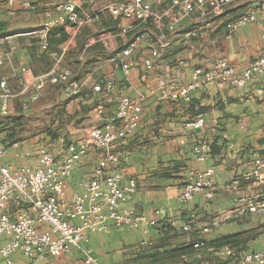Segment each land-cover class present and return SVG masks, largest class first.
Wrapping results in <instances>:
<instances>
[{"label": "crops", "instance_id": "obj_1", "mask_svg": "<svg viewBox=\"0 0 264 264\" xmlns=\"http://www.w3.org/2000/svg\"><path fill=\"white\" fill-rule=\"evenodd\" d=\"M64 1L66 0H34L36 12L17 10L13 16L7 14L4 0L0 1V15H5L11 20L21 15L26 22L23 26L10 30L7 28L6 32L0 33L1 36L8 37L0 47V53L10 52L0 68V77H7V84L12 92L18 91L19 88L11 72L18 70L22 64H26L33 71L30 50L35 48L36 54L43 53L36 44L37 38L24 34L44 22L45 10L53 11L58 3ZM71 1L81 4L86 13H91L109 3L131 0ZM90 1L92 3H89ZM144 1L150 3L155 10H161L170 2ZM254 3V0H240L207 23H194L174 14L172 21L175 31L169 37V45L164 48L153 68L146 69L140 64L133 68L130 73V86L123 82L120 69L110 62L125 40H112L105 49L99 45H91L86 51L83 50L84 44L89 42L92 36L101 32H112L127 24V20L115 22L105 14L99 15L92 23L82 27L69 42L62 66L65 67L66 62L73 67L65 68L71 69L77 79L94 71L93 78L96 82L109 78L114 81L115 88L108 96L94 93L87 87L77 95L67 97L65 87L55 85L45 88L38 102L56 88L57 98L59 97L60 102L65 105L66 115L72 116V121H78V129L69 131V139L72 142L93 126L103 130L111 127L109 122L95 116L94 109L98 104L103 105L107 116H114L119 95L133 99L141 94L143 99L138 127L119 148L124 182L133 179L136 183L135 193L127 198L123 207L131 206L136 213L147 218H153L154 210L159 208L164 209L166 213L165 221L159 220L158 224L152 227L142 225L137 229L111 228L108 233L86 232L87 242L84 247L92 250L98 264H234L246 254L264 249V213L245 216L206 234H199V228L212 214L229 208L240 197L264 193V185L257 186L246 181H241L236 191L226 192L223 189L233 178L251 169L254 154L264 157V98L255 95L261 81L247 84L243 88L212 83L193 91L190 102L186 103L161 102L155 93L157 80L162 75L187 83L191 80V70L194 67H207L217 57H226L233 67L242 69L258 57L264 56V24L248 23L231 32L226 28L230 20L251 9L255 10L257 18L264 23V10H258ZM55 14L52 12L51 16L54 17ZM30 20L36 21L34 25L29 24ZM55 29H61L65 34L64 41L56 46L57 49L68 40L70 31L62 26L53 30ZM126 38L129 39L130 34ZM149 47L150 45L143 44L134 52V60L142 62V59L148 56ZM45 56L51 62L48 55ZM13 60L17 63L15 66L12 64ZM20 101L21 98L9 100L11 113L8 117H27L31 106L38 103L30 104L29 109L23 111ZM197 116L203 117L204 125L199 133L190 132L184 124ZM86 117L89 118L88 121ZM3 118L4 116L0 115V123ZM14 142H17V147L11 146L13 141L11 144L6 142L3 133H0V144L6 147V154L1 162L18 164L29 172L37 165L38 147L45 146L56 154L62 145L58 138L51 140L43 136L28 143L19 140ZM212 143V149L216 151L214 154L209 149ZM198 145L202 146L207 155L203 162H198L193 157L192 149ZM99 156L98 150L88 148L75 162L71 175L66 180L63 204L71 203L73 198L81 193L79 181L91 176ZM206 168L214 170L217 187L214 196L205 199L198 193L191 201L179 204L177 196L186 182L188 173ZM192 217L196 219V229L191 233L182 231V226ZM199 239L209 246H218L216 248L229 247L234 256L194 249L192 245ZM197 254L200 256L197 257ZM81 259V252L72 249L55 260L39 259L35 263L78 264ZM11 261L12 264L29 263L18 252L11 255ZM0 264H5L1 258Z\"/></svg>", "mask_w": 264, "mask_h": 264}, {"label": "built area", "instance_id": "obj_2", "mask_svg": "<svg viewBox=\"0 0 264 264\" xmlns=\"http://www.w3.org/2000/svg\"><path fill=\"white\" fill-rule=\"evenodd\" d=\"M238 1L240 0H170L161 10H155L144 0H131L109 3L91 13H86L81 4L71 0L58 3L53 11L47 9L43 12L45 20L41 25L24 34L37 38L39 49L51 59L50 68L44 73L34 74L26 64L20 65L18 70L11 72L18 84L19 89L16 92L9 89L6 76L0 77V115H10L9 100L13 98H21V109L28 110L30 104L38 102L48 86H64L67 97L75 96L87 87L103 96L112 93L115 88L112 79L105 78L96 82L93 78L94 71L77 79L71 69L62 66L69 42L82 27L92 23L99 15L105 14L115 22L127 20L128 23L112 32L95 34L84 44L83 50L86 51L91 45H99L105 49L112 40H125L110 62L120 69L123 82L130 86V73L133 68L139 64L146 69L153 68L164 48L169 45V37L175 31L172 21L174 14L194 23H207ZM4 2L9 16L15 15L17 10L30 13L37 11L34 0ZM254 2L258 10H264V0ZM52 12L56 13L54 17L51 16ZM253 22L264 24L257 18L255 10L251 9L230 20L226 28L231 32ZM57 26L69 30V37L56 50H49L48 35ZM128 34L129 39L126 38ZM6 39L8 37L0 35V47ZM143 44L150 47L148 56L139 63L132 56ZM9 54L10 52L0 53V68ZM258 80L261 85L256 88L255 95L264 98V56L258 57L242 69H236L226 57L220 56L207 67H194L191 70V80L187 83L162 75L157 80L155 93L161 102L186 103L190 102L193 91L212 83L243 88ZM142 99L141 94L133 99L119 95L114 116H107L103 105L98 104L94 109L95 116L109 122L111 127L103 130L93 126L80 138L68 143L60 137L58 141L62 145L56 154L45 146L38 147L37 165L30 172L18 164H3L1 159L6 154V147L0 144V258L5 264H12L11 255L17 252L29 261L28 264H36L39 259L55 260L72 249L79 250L82 254L78 264H98L92 250L84 247L87 242L86 232L108 233L111 228L137 229L142 225L152 227L159 220L165 221L166 213L162 208L154 210L153 218H147L136 213L131 206L123 207L127 198L135 193L136 183L133 179L124 182L119 148L138 127ZM203 125V117L197 116L187 120L184 127L194 130L202 128ZM17 145V142H13L11 146ZM88 148L100 153L92 174L79 181L81 193L71 203L63 204L66 180L70 177L75 162ZM192 152L196 161H205L207 155L202 146H194ZM241 181L252 182L257 186L264 185V157L254 154L251 169L233 178L223 189L226 192L236 191ZM216 189L212 168L192 170L188 173L177 200L179 204H185L198 193L205 199H211ZM262 213L264 193L240 197L229 208L212 214L199 228V234H206L245 216ZM196 225V219L192 217L182 226V231L191 233ZM192 247L211 254L234 256L229 247L209 246L202 239L194 242ZM252 262L264 264V249L248 253L234 264Z\"/></svg>", "mask_w": 264, "mask_h": 264}, {"label": "rangeland", "instance_id": "obj_3", "mask_svg": "<svg viewBox=\"0 0 264 264\" xmlns=\"http://www.w3.org/2000/svg\"><path fill=\"white\" fill-rule=\"evenodd\" d=\"M0 22L5 23L9 30L26 24L25 19L22 18L21 15L12 20L6 18L5 15L4 17L0 15ZM35 22L36 21L34 20H30L29 24ZM58 34V32H55L52 37V43L55 45L58 44L57 40L60 38ZM12 64L15 66L17 63L13 60ZM64 66L73 68L66 62L64 63ZM33 67L35 68V65H33ZM64 106L65 105L60 102L59 97L57 98L56 88H53L50 94L43 96L38 103L31 106V112L26 115L27 117L22 118L18 124L11 125L6 121V117H4L1 121L2 123H0L1 129L4 127L12 129L15 133L16 140L21 142L26 141L28 143L43 136V138L49 137L51 140H56L57 138L62 137L64 138V142L68 143L71 141L69 139V131L78 129V126H76L78 125V121H72V116L69 117L66 115ZM85 119L88 121L89 118L86 117ZM69 123L72 124L70 125ZM0 132L2 131L0 130Z\"/></svg>", "mask_w": 264, "mask_h": 264}, {"label": "trees", "instance_id": "obj_4", "mask_svg": "<svg viewBox=\"0 0 264 264\" xmlns=\"http://www.w3.org/2000/svg\"><path fill=\"white\" fill-rule=\"evenodd\" d=\"M6 29H7L6 24L3 22H0V33L6 32L7 31ZM55 32H58L59 33L58 35L60 36V38H58V40H57L58 44L60 42L64 41V39H65V34L61 29H55V30L52 29L48 35V41L50 43L49 50H56V46L58 45V44L55 45L52 43V37H53V34ZM34 49L35 48H32L30 50V58H31L33 65H35V68L33 67V72L35 74H41L43 72H46L50 68L51 62L48 61L47 57L45 56L46 54L44 52L42 54H36ZM48 87H51V86H48ZM21 120H22V117H17V118L6 117V121H8L11 125L16 124V123L18 124V122H20ZM0 130L2 131L0 133H3L6 142L9 141L11 144L12 141L13 142L16 141L15 133L12 129H8L5 127L3 129H1V126H0ZM212 148H214L213 143L211 145H209V149H210L212 154L216 153V151L213 150ZM216 247H218V246H216Z\"/></svg>", "mask_w": 264, "mask_h": 264}, {"label": "water", "instance_id": "obj_5", "mask_svg": "<svg viewBox=\"0 0 264 264\" xmlns=\"http://www.w3.org/2000/svg\"><path fill=\"white\" fill-rule=\"evenodd\" d=\"M190 132L191 131H194V132H197V133H199L201 130L200 129H194V130H189Z\"/></svg>", "mask_w": 264, "mask_h": 264}]
</instances>
